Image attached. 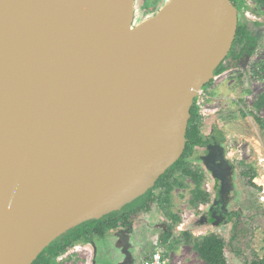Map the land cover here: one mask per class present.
<instances>
[{
  "label": "water",
  "instance_id": "1",
  "mask_svg": "<svg viewBox=\"0 0 264 264\" xmlns=\"http://www.w3.org/2000/svg\"><path fill=\"white\" fill-rule=\"evenodd\" d=\"M135 3L0 0V264H33L181 158L195 97L236 38L238 8L168 0L132 33L113 30L108 19L124 13L132 25Z\"/></svg>",
  "mask_w": 264,
  "mask_h": 264
},
{
  "label": "rangeland",
  "instance_id": "2",
  "mask_svg": "<svg viewBox=\"0 0 264 264\" xmlns=\"http://www.w3.org/2000/svg\"><path fill=\"white\" fill-rule=\"evenodd\" d=\"M167 1L136 0L133 23L156 15ZM237 2L247 38L195 97L196 122L208 142L186 159L195 175L172 172L165 180L171 190L153 187L150 211L130 227L97 238V250L80 243L55 264H143L156 248L171 264H207L195 244L211 233L224 240L229 264L264 258V127L256 119L264 125V1Z\"/></svg>",
  "mask_w": 264,
  "mask_h": 264
},
{
  "label": "trees",
  "instance_id": "3",
  "mask_svg": "<svg viewBox=\"0 0 264 264\" xmlns=\"http://www.w3.org/2000/svg\"><path fill=\"white\" fill-rule=\"evenodd\" d=\"M235 5H239L237 0H231ZM264 1V0H262ZM246 32L243 25L238 26L237 36L235 43L233 45V50L236 44L242 42L245 38ZM227 59V58H226ZM225 61V60H224ZM224 61L219 65V67L215 71V75L221 72L224 68ZM211 82V81H210ZM209 82V83H210ZM207 85V84H206ZM198 117V108L196 99L194 100V104L191 109V118L189 120L187 133H186V145L185 150L179 160H177L156 182L154 187L159 185H166L167 191L169 192L173 187L172 182H165L167 177L174 171H178L179 169L183 171V173L188 175H195V171H193L187 164L186 159L193 154L195 148L197 146L206 145L208 142L206 138L202 135L201 130L199 128L196 119ZM256 119L260 122L261 126L264 127L262 120L259 117ZM254 174L250 177V182L254 178ZM173 182H176L174 180ZM154 188L149 189L145 194L137 197L130 203L124 205L120 210H116L110 212L101 218L98 219H90L88 221L82 222L72 229L68 230L56 240H54L49 246H47L43 252L37 257V259L33 262V264H54L57 258L69 250L73 249L75 245L80 243L93 242L97 238L104 239L109 231L132 225V220L137 217L140 213L150 211L151 203L149 200H155L156 197L153 194ZM239 223L238 218L236 219ZM236 227L238 224L234 225V231L232 234V238H236L237 231ZM196 247L201 258L207 264H229L225 257V242L215 233L208 234L204 236L199 242H197ZM243 264H264V258H260L255 256L253 259L245 260Z\"/></svg>",
  "mask_w": 264,
  "mask_h": 264
},
{
  "label": "bare ground",
  "instance_id": "4",
  "mask_svg": "<svg viewBox=\"0 0 264 264\" xmlns=\"http://www.w3.org/2000/svg\"><path fill=\"white\" fill-rule=\"evenodd\" d=\"M115 5H116V1L110 2L108 3L107 8L111 9ZM128 19H129L128 15L124 13L121 16H119L116 20L108 19V22L110 23L111 28L119 33H122V34H124L125 32L132 33L136 29V26H139L141 24L132 23L130 27H126L125 25H127ZM104 21H105L104 19H96L94 20L93 23L95 27L100 28L102 27V24L104 23ZM106 41L109 43L113 42V40H111L110 38H106Z\"/></svg>",
  "mask_w": 264,
  "mask_h": 264
},
{
  "label": "built area",
  "instance_id": "5",
  "mask_svg": "<svg viewBox=\"0 0 264 264\" xmlns=\"http://www.w3.org/2000/svg\"><path fill=\"white\" fill-rule=\"evenodd\" d=\"M80 247V245L74 246L76 250ZM64 258L65 254L60 256L58 260H63ZM143 264H171V259L167 257L166 253L162 249L156 248L152 252L151 256L147 260H145Z\"/></svg>",
  "mask_w": 264,
  "mask_h": 264
},
{
  "label": "crops",
  "instance_id": "6",
  "mask_svg": "<svg viewBox=\"0 0 264 264\" xmlns=\"http://www.w3.org/2000/svg\"><path fill=\"white\" fill-rule=\"evenodd\" d=\"M86 245H90L93 249H95V250H97V245H96V242L95 243H93V242H87V243H85ZM78 245H80V244H78ZM82 246V245H81ZM166 253V252H165ZM152 254V253H151ZM64 255V254H63ZM62 256V255H61ZM60 257V256H59ZM58 257V258H59ZM58 258H57V260L55 261V263L58 261ZM54 263V264H55Z\"/></svg>",
  "mask_w": 264,
  "mask_h": 264
},
{
  "label": "flooded vegetation",
  "instance_id": "7",
  "mask_svg": "<svg viewBox=\"0 0 264 264\" xmlns=\"http://www.w3.org/2000/svg\"><path fill=\"white\" fill-rule=\"evenodd\" d=\"M238 26H239V24H238ZM236 36H237V34H236ZM245 38H247V37H245ZM245 38H244V39H245ZM244 39H243L242 41H244ZM235 40H236V38H235ZM235 40H234V43H235ZM234 43H233V45H234ZM240 43H241V42H240ZM233 45H232V48H231V50L229 51L228 55L231 53V51H232V49H233ZM228 55H227L226 58H228ZM226 58H225V60H226Z\"/></svg>",
  "mask_w": 264,
  "mask_h": 264
}]
</instances>
